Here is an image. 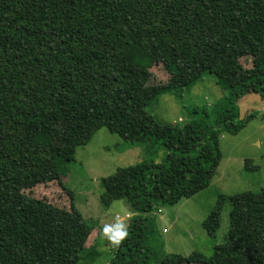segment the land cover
Returning a JSON list of instances; mask_svg holds the SVG:
<instances>
[{
	"label": "trees",
	"instance_id": "16d2710c",
	"mask_svg": "<svg viewBox=\"0 0 264 264\" xmlns=\"http://www.w3.org/2000/svg\"><path fill=\"white\" fill-rule=\"evenodd\" d=\"M155 64L169 78L149 85ZM206 73L227 90L213 117L193 108L199 115L176 125L147 111ZM250 92L264 99V0H0V264L94 263L87 243L100 228L63 183L76 147L101 127L144 144L147 156L101 178L100 204L123 199L136 213L106 264H149L154 214L209 185L220 134L253 117L240 119L237 106ZM53 181L69 208L24 192ZM226 200L225 242L208 256L163 253L157 264H264V187L219 194L202 221L211 236Z\"/></svg>",
	"mask_w": 264,
	"mask_h": 264
},
{
	"label": "rangeland",
	"instance_id": "374dc122",
	"mask_svg": "<svg viewBox=\"0 0 264 264\" xmlns=\"http://www.w3.org/2000/svg\"><path fill=\"white\" fill-rule=\"evenodd\" d=\"M243 63L248 65L249 59ZM150 71L149 85L164 83L169 78V73L162 64L153 65ZM226 91L214 75L206 73L202 79L186 88H171L162 92L146 109L157 121L183 125L199 115L191 112L193 108H205L212 116L214 104L227 94ZM223 103L225 104V100ZM263 105L264 99L258 93L250 92L240 96L237 100L239 118L243 119L250 113L253 117L239 132L220 134L222 157L209 185L172 206H160L161 211L154 214L145 239L155 253V258L152 254L149 264H157L163 253L188 255L192 251H199L208 256L216 244L227 240L230 210L228 200L223 204L220 226L214 236L209 235L202 227V221L215 206L219 194L259 191L264 187ZM145 149L144 144L128 145L127 141L105 127L99 128L86 144L76 147L75 160L69 163V172L63 184L72 192L74 207L84 219L97 223L100 228L99 234L95 236L92 233L87 243L94 244V250L98 254L96 258L93 257V264H106L114 247L101 237L103 226L114 223L115 214L123 217L125 213H129L133 217L134 212L123 199L113 201L107 208L100 204L99 195L103 190L101 178L113 174L118 167L132 165L147 158ZM164 154L165 150L161 149L154 159L160 162ZM245 160L250 162L247 167ZM24 192L65 208H69L71 201L69 192L57 181L38 184ZM130 219L120 218L127 225Z\"/></svg>",
	"mask_w": 264,
	"mask_h": 264
},
{
	"label": "clouds",
	"instance_id": "9594fccd",
	"mask_svg": "<svg viewBox=\"0 0 264 264\" xmlns=\"http://www.w3.org/2000/svg\"><path fill=\"white\" fill-rule=\"evenodd\" d=\"M100 234L102 238L109 241L114 247H119L121 242L129 235L128 225L117 218L114 223L105 224Z\"/></svg>",
	"mask_w": 264,
	"mask_h": 264
},
{
	"label": "built area",
	"instance_id": "2783aa9c",
	"mask_svg": "<svg viewBox=\"0 0 264 264\" xmlns=\"http://www.w3.org/2000/svg\"><path fill=\"white\" fill-rule=\"evenodd\" d=\"M263 107H264V105H263ZM134 214H136V213L133 212V215H134ZM131 217H132V215L129 214V213H125V215H124L123 217H121V216L118 215V214H115V218H116V219H117V218H118V219H120V218H121V219H130Z\"/></svg>",
	"mask_w": 264,
	"mask_h": 264
}]
</instances>
